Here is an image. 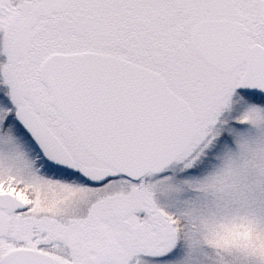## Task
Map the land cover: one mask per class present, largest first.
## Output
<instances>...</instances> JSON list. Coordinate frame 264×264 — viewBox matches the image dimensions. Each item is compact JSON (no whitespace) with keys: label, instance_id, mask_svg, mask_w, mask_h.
Listing matches in <instances>:
<instances>
[{"label":"snow or ice","instance_id":"1","mask_svg":"<svg viewBox=\"0 0 264 264\" xmlns=\"http://www.w3.org/2000/svg\"><path fill=\"white\" fill-rule=\"evenodd\" d=\"M0 264H264V0H0Z\"/></svg>","mask_w":264,"mask_h":264}]
</instances>
